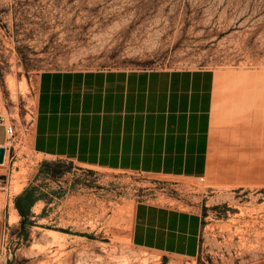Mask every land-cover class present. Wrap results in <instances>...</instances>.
Returning <instances> with one entry per match:
<instances>
[{"label":"rangeland","instance_id":"1","mask_svg":"<svg viewBox=\"0 0 264 264\" xmlns=\"http://www.w3.org/2000/svg\"><path fill=\"white\" fill-rule=\"evenodd\" d=\"M109 67L215 73L209 167L197 184L30 151L38 74ZM0 83V109L20 126L10 189L25 210L9 218L0 264H185L129 235L136 201L169 195L201 197L200 251L189 259L264 257V0H0Z\"/></svg>","mask_w":264,"mask_h":264},{"label":"crops","instance_id":"2","mask_svg":"<svg viewBox=\"0 0 264 264\" xmlns=\"http://www.w3.org/2000/svg\"><path fill=\"white\" fill-rule=\"evenodd\" d=\"M215 73L210 68L47 69L37 77L33 116L25 133L30 151L63 157L95 169L154 176L186 188L209 167ZM3 89L0 83V103ZM0 123V262L9 218L17 212L13 172L23 156L12 144L20 134L15 120ZM16 135L9 148L5 124ZM8 142V143H7ZM197 196L143 199L131 212L134 245L157 251L168 262L197 256L203 228ZM237 264H264L261 259Z\"/></svg>","mask_w":264,"mask_h":264},{"label":"built area","instance_id":"3","mask_svg":"<svg viewBox=\"0 0 264 264\" xmlns=\"http://www.w3.org/2000/svg\"><path fill=\"white\" fill-rule=\"evenodd\" d=\"M2 122H4V117L0 113V123H2ZM5 131L7 134V140L9 142L5 148H9L11 146V141H13L15 138L16 130H15L13 124L7 123V124H5ZM7 184H8V182H7L6 178H2L0 176V190H5L7 188ZM195 257L196 256H194L193 258H195ZM185 264H199V263L196 260L187 259Z\"/></svg>","mask_w":264,"mask_h":264},{"label":"trees","instance_id":"4","mask_svg":"<svg viewBox=\"0 0 264 264\" xmlns=\"http://www.w3.org/2000/svg\"><path fill=\"white\" fill-rule=\"evenodd\" d=\"M22 198H23V195L16 196L15 199H14V203H15V207H16L19 215L24 216L25 215V210H24V208H23V206L21 204Z\"/></svg>","mask_w":264,"mask_h":264},{"label":"bare ground","instance_id":"5","mask_svg":"<svg viewBox=\"0 0 264 264\" xmlns=\"http://www.w3.org/2000/svg\"><path fill=\"white\" fill-rule=\"evenodd\" d=\"M10 85H11L12 88H13V84H12V82L10 83ZM11 86H9V87L11 88ZM10 217H11V221L16 220V219H17V214H16V213H15V214H12Z\"/></svg>","mask_w":264,"mask_h":264},{"label":"water","instance_id":"6","mask_svg":"<svg viewBox=\"0 0 264 264\" xmlns=\"http://www.w3.org/2000/svg\"><path fill=\"white\" fill-rule=\"evenodd\" d=\"M3 152H4V147H1V148H0V162H1L2 159H3Z\"/></svg>","mask_w":264,"mask_h":264}]
</instances>
